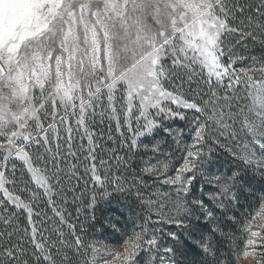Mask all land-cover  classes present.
I'll return each instance as SVG.
<instances>
[{
	"label": "snow or ice",
	"instance_id": "snow-or-ice-1",
	"mask_svg": "<svg viewBox=\"0 0 264 264\" xmlns=\"http://www.w3.org/2000/svg\"><path fill=\"white\" fill-rule=\"evenodd\" d=\"M233 36L236 43L249 38L264 43V0H0V264H133L143 249L151 253L148 264H177L176 250L162 246L155 235L162 223L186 230L187 240L202 254L201 264H224L213 239L195 232L189 222L202 213L214 232L226 235L215 213L192 194L198 172L220 189L208 194L219 209L227 211L225 201L236 198L237 174L207 176L199 169L209 125L237 141L233 155L264 170V59L251 57L250 65L236 67L248 57L233 51ZM181 71L189 84L203 79L207 91L197 93L199 102L165 86L174 77L184 81ZM221 87L224 94L216 91ZM180 109L204 117H193L195 139L182 166L174 175H166L167 162L142 170L174 189L169 211L175 215L163 211V202L145 199L148 211L123 252L86 245L65 215L67 193L75 191L65 187V180L86 176L103 188L107 176L101 169L107 172L112 160L117 165L131 160L115 155V149L102 150L110 157L101 155L96 126L113 122L117 131L131 133L129 150L148 149L140 138L161 128L157 117L186 119ZM237 120L243 138L233 127ZM162 130L181 143L180 133ZM119 179L114 177L118 190ZM41 198L56 218L51 228L41 219L47 217L37 206ZM95 202L93 196L89 206ZM257 217L264 220V196L245 227L247 245L260 235L251 227ZM168 235L179 242L175 232Z\"/></svg>",
	"mask_w": 264,
	"mask_h": 264
},
{
	"label": "trees",
	"instance_id": "trees-1",
	"mask_svg": "<svg viewBox=\"0 0 264 264\" xmlns=\"http://www.w3.org/2000/svg\"><path fill=\"white\" fill-rule=\"evenodd\" d=\"M252 3H258L259 0H250ZM259 36V33L257 34ZM236 37H230L229 40L233 44V51L242 54L248 59L238 61L236 67H247L252 63L251 57L257 60L264 59V43L260 39L253 41L251 38L236 43ZM180 75L184 77V81L175 80L165 84L169 90L176 88L184 94V97L192 100L199 97L207 91V86L200 77H196L189 84L186 81L187 77L181 71ZM259 75V74H256ZM183 82V87L179 88L178 85ZM218 94H224V88L216 89ZM245 93L241 91L240 96ZM234 107L237 103L232 102ZM243 103V101H240ZM220 104H224L221 100ZM227 112L228 109H225ZM186 119L183 121L176 120L169 127L173 133H180L181 143L178 145L174 136H170L163 130H159L158 134L162 136L161 141L158 143L159 156L156 157L155 153L143 152L144 150L131 149L123 153L118 152L115 155L121 159L131 157L129 164L117 165L115 160L111 161L112 167L102 174L107 176V183L101 188L95 185L94 182H89L88 178L77 180H65V187H72L75 191L67 193L68 202L65 205V215L69 222L76 225V233L79 234L87 245L88 243H99L102 245L121 246L132 235L133 231H138V225L143 222L144 217L148 211L144 203L145 199L158 200L165 204L163 211L169 215L175 213L169 210L173 208L176 193L171 186L162 185L156 182V177L151 176L142 170L151 165L152 159H155L156 164L167 162L169 168L166 175H174L179 167L182 166L183 160L186 158V149L190 148L194 139L196 131V123L193 122V117L196 116L198 121H203L204 117L199 116L193 112H186ZM225 120L232 124L231 120L225 116ZM239 137H245V133L240 130L239 121L233 125ZM113 125L108 122L96 126V131L100 135V145H104L105 149H112L114 147L115 138L117 137ZM223 129L217 128L214 125H209L207 128V139L203 148V158L199 162V169L207 176H221L224 178L231 177L237 174L236 181L232 191L235 194L234 201H225L227 204V211H222L217 207V202L209 198L208 194L219 192L220 189L214 184L204 182L200 172L197 173V179L192 185V194L203 199L207 207L215 213L217 218L216 223L226 233L225 236H220L219 233L213 231V223L203 219V214L197 212L200 219H191L189 227H191L198 234L205 237H211L213 242L218 246L219 258L224 264H238L244 257L243 252L248 250L246 240L250 238V233L245 231L248 221L258 211L260 198L264 196V170L254 169L246 165L242 160L233 155L236 150L235 146L237 141L230 138L227 134L221 135ZM113 139L109 140L108 136ZM79 142V141H78ZM119 145H117L118 147ZM229 149H232L230 151ZM157 150V151H158ZM102 148L98 151L101 152ZM257 151H259L257 147ZM106 158L111 155L102 153ZM66 170V169H65ZM83 173V169H80ZM191 176V173H187ZM114 177H119V190ZM203 189V191H201ZM156 192L157 195H153ZM170 193L165 197L159 195L160 193ZM106 193V194H105ZM82 194V195H81ZM95 196L96 202L91 207L89 206L92 197ZM75 197H80L75 199ZM38 209L42 213H47V217L41 215V219L45 220L48 228H51L52 221L55 220L54 213L49 205L45 203V199L41 198L38 201ZM158 204H153L152 208L155 209ZM154 216V212L152 213ZM235 217V220L229 219ZM21 222L23 223V214L21 215ZM255 224L251 227L253 230ZM159 231L155 235L159 238L162 246L173 247L175 252V259L177 264H201L202 254L200 250L194 246L185 236V229L177 227L175 224L162 223L156 225ZM83 229V231H81ZM65 232L68 229L65 225ZM169 232H175L179 236V242L173 241L168 235ZM69 240L73 237L69 236ZM69 254L72 255L69 249ZM151 253L147 249L139 251L135 258L136 264H148ZM75 264V261H74Z\"/></svg>",
	"mask_w": 264,
	"mask_h": 264
},
{
	"label": "rangeland",
	"instance_id": "rangeland-1",
	"mask_svg": "<svg viewBox=\"0 0 264 264\" xmlns=\"http://www.w3.org/2000/svg\"><path fill=\"white\" fill-rule=\"evenodd\" d=\"M173 79H175V77ZM167 83H169V82H166V84ZM170 106L174 110L177 109V106L175 104H171ZM180 110L183 111L184 113L193 112L192 110H188V109H180ZM157 119L158 120L162 119L161 128L154 131L151 135H147V136L140 138V143L142 145H148V149H145L144 147H139V148H136L135 150H141L142 149V150H144L143 152L153 153V154L155 153V156L158 157L159 156V150L154 151V152L151 150L152 147L158 145V143L162 139V136L160 134H158V131L162 130L165 127L169 128L172 125V123L176 120L183 121L179 117H174L171 119L157 117ZM106 122H108L110 125L114 126L115 133L117 135V137L115 138L116 142H114V147L112 148V149H115V154L118 152L126 153V152L130 151L128 149V143H129V137H130L131 133H128L125 128H121L120 131H117L115 124L113 122L106 120L104 123H106ZM121 132L125 133V135L123 137L120 134ZM117 145H119V146L117 147ZM101 148H102V150H106L104 145ZM100 149H98V151ZM101 152L102 153H108V154L112 155L111 152H107V151H101ZM155 164H156L155 159H152L150 166L155 165ZM254 229L259 231L260 235L253 238L256 241V243L254 245H249L248 251L250 252V254L247 257L244 256L238 262V264H264V220L257 217V223H256V227ZM106 246L109 248H112L116 251H119V252H123V250H124L123 245L118 246V247L117 246H110V245H106ZM136 262L137 261H134L133 264H136ZM116 264H120V262L117 261Z\"/></svg>",
	"mask_w": 264,
	"mask_h": 264
}]
</instances>
